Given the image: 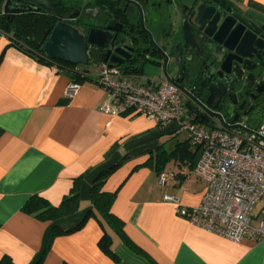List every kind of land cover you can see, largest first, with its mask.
Returning <instances> with one entry per match:
<instances>
[{
    "label": "crops",
    "instance_id": "obj_1",
    "mask_svg": "<svg viewBox=\"0 0 264 264\" xmlns=\"http://www.w3.org/2000/svg\"><path fill=\"white\" fill-rule=\"evenodd\" d=\"M231 1L264 27V0ZM55 60L39 61L0 36V259L34 264L52 227L66 232L80 224L93 208L90 191L99 175L128 156L102 191H117L111 212L123 222L129 244L90 217L79 230L57 235L42 264H264V241L234 243L190 224L179 216L177 204L164 200L170 194L181 205L200 204L207 184L189 164L170 161L162 172H173L175 179L166 186L157 184L154 169L136 168L159 150L172 151L188 140L185 134L136 112H101L106 91L97 75L85 70L91 79L79 80V92L67 98L66 88L76 78ZM165 136L174 139L168 149ZM77 180L80 204L74 214L42 222L22 211L34 195L59 206ZM262 201L253 226L264 218ZM105 231L110 253L99 246Z\"/></svg>",
    "mask_w": 264,
    "mask_h": 264
},
{
    "label": "flooded vegetation",
    "instance_id": "obj_2",
    "mask_svg": "<svg viewBox=\"0 0 264 264\" xmlns=\"http://www.w3.org/2000/svg\"><path fill=\"white\" fill-rule=\"evenodd\" d=\"M200 7L204 18L197 22ZM242 20L253 21L231 0H0V31L11 43L44 53L63 24L78 32L99 69L143 75L158 69L153 75L168 79L193 107L213 94L221 122L255 126L264 121V27L256 23L261 49L242 46L245 56L236 55V39L248 30ZM91 31L99 47L89 43Z\"/></svg>",
    "mask_w": 264,
    "mask_h": 264
},
{
    "label": "built area",
    "instance_id": "obj_3",
    "mask_svg": "<svg viewBox=\"0 0 264 264\" xmlns=\"http://www.w3.org/2000/svg\"><path fill=\"white\" fill-rule=\"evenodd\" d=\"M82 74V79L90 77ZM96 81L107 94L101 112L112 116L136 112L160 128L174 124L198 148L193 173L207 184L200 204L184 206L173 195L164 196L178 205L179 216L234 243L246 238L264 241V219L252 225L254 209L264 200V123L256 128L241 122L226 126L220 118L193 107L165 78L130 75L102 65ZM79 89L78 81L69 83L66 97L73 98ZM174 179L173 172L164 171L157 184L166 186Z\"/></svg>",
    "mask_w": 264,
    "mask_h": 264
},
{
    "label": "trees",
    "instance_id": "obj_4",
    "mask_svg": "<svg viewBox=\"0 0 264 264\" xmlns=\"http://www.w3.org/2000/svg\"><path fill=\"white\" fill-rule=\"evenodd\" d=\"M0 35H3L4 37L8 38V35L5 32L0 31ZM11 44L17 47L22 52L26 53L27 55L36 58L38 57L39 61H42L47 64L52 63V61L47 57H45L44 53L42 52L41 53L37 52V50L32 49L26 45H17L14 43ZM57 63L60 64L59 67H61L62 69L70 71L71 74H73L74 77L76 78L75 81L84 80L85 77L83 79L80 78V76L83 75L82 73L85 72L84 70L78 69V71H76L75 69L76 66H72L61 61H57ZM70 66L72 69L70 68ZM85 79H91V77H86ZM197 121L203 122V121H207V119H204L203 121L202 120H197ZM126 158H128V156H125L115 166L107 169L106 171L102 172L99 175V177L97 178L95 184L92 186L90 191L91 204L93 208L86 213L83 221L80 224H78L77 226L66 232L59 230L56 226L52 227V229L49 232L46 247L34 264L43 263L45 254L50 248L52 240L57 235L69 234L79 230L80 227L85 223V221L90 217L96 219L103 230H105L104 228L105 226H108L112 231L119 234L120 237L125 242H127V244H129V241L123 232V226H124L123 222L111 212L112 204L117 196V191L115 192L102 191V188L106 180L115 171V169L122 164L123 160ZM198 159H199L198 148L193 147L190 144V142L186 140L180 143H176L175 148L172 151L159 150L154 155H150L149 159L145 163L137 166L136 168L150 167L154 169L156 173L160 174L170 161L184 162L186 164H189L190 167L194 168ZM79 204H80V199L78 194V180H77V182L75 181V186L71 194L69 196H65L59 206H53L46 199L34 195L29 197V199L25 202V204L22 207V211L25 214L32 216L39 221L55 222L63 217L72 215L75 212H77L79 210ZM99 246L106 253H110L111 237L106 231L104 232V235L99 242ZM0 264H15V263L12 261V259L9 256H3L0 259Z\"/></svg>",
    "mask_w": 264,
    "mask_h": 264
},
{
    "label": "water",
    "instance_id": "obj_5",
    "mask_svg": "<svg viewBox=\"0 0 264 264\" xmlns=\"http://www.w3.org/2000/svg\"><path fill=\"white\" fill-rule=\"evenodd\" d=\"M28 1H32V0H28ZM202 7L199 8L196 19L197 22H199L204 18L201 12ZM206 20L209 19L206 18ZM209 23L213 24L215 23V21L212 20ZM242 23L243 24L245 23V26L248 28V30L244 34L237 37L235 44L236 47L235 53L236 55L245 56V54H243L240 50L242 46L247 47L253 51H257L261 49L259 46V41L261 40V38H257V36L261 32V29L258 27L256 23H254L251 20H242ZM221 28L222 27L218 28L216 35L220 33ZM247 34L254 35L255 39H248ZM96 37H98V32L94 33V31H91L88 41L90 44L99 47V43L97 42ZM227 40H229V38ZM215 41L218 42V40ZM93 51L95 50L93 49L89 53L90 56H94ZM44 53L52 59L60 60L72 66H77V65L87 66L92 64L98 67L100 65L97 60H94L93 62L89 63L86 54V46L84 44L82 37L78 34V32L75 29H72L70 27H65L63 24L57 25L56 28L53 30L51 36V42L47 43L44 46ZM260 82L261 84H263L262 80H260ZM260 82H258L257 85H261L259 84ZM194 101L197 104L195 106V108L197 109V106H199L200 104L196 100ZM200 106L209 115L216 116L222 120V116L215 112V110H217V104L215 102L213 94L209 95L205 99L204 103ZM233 122H237V119L234 118ZM225 125L227 126V124ZM235 127H240V126L235 125Z\"/></svg>",
    "mask_w": 264,
    "mask_h": 264
},
{
    "label": "rangeland",
    "instance_id": "obj_6",
    "mask_svg": "<svg viewBox=\"0 0 264 264\" xmlns=\"http://www.w3.org/2000/svg\"><path fill=\"white\" fill-rule=\"evenodd\" d=\"M78 67L81 69V70H85V71H87L88 73H90L91 75H98L99 74V68L98 67H96L95 65H87V66H83V65H78ZM153 69V68H152ZM159 70L158 69H153V72H151L150 73V75H153V74H156L157 72H158ZM135 75H137V74H135ZM262 123H264V121L262 122ZM262 123L261 124H259V125H255V126H253V125H250L249 127L250 128H256V127H258V126H260V125H262ZM207 128H208V126H207ZM181 136H183V135H181ZM171 137L172 136H165L164 137V140L166 141V140H168L167 142H169V143H166L165 144V148H169L170 147V144H172V143H174V142H170L171 140H174V139H171ZM179 138H181L180 136L178 137V140H179ZM170 140V141H169ZM181 140V139H180ZM261 202H263V201H261ZM259 205V204H258ZM264 219V218H263ZM262 219V220H263Z\"/></svg>",
    "mask_w": 264,
    "mask_h": 264
}]
</instances>
